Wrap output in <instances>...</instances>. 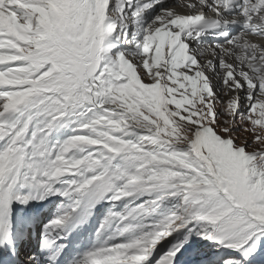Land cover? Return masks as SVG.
Masks as SVG:
<instances>
[{
    "label": "snow or ice",
    "instance_id": "6c2138e0",
    "mask_svg": "<svg viewBox=\"0 0 264 264\" xmlns=\"http://www.w3.org/2000/svg\"><path fill=\"white\" fill-rule=\"evenodd\" d=\"M251 38L264 0H0V264H264Z\"/></svg>",
    "mask_w": 264,
    "mask_h": 264
},
{
    "label": "rangeland",
    "instance_id": "374dc122",
    "mask_svg": "<svg viewBox=\"0 0 264 264\" xmlns=\"http://www.w3.org/2000/svg\"><path fill=\"white\" fill-rule=\"evenodd\" d=\"M67 133L64 132V131H61V132H58V133H53V136H52V139H62ZM237 135L239 136V139L236 140V143L237 144H240L243 142L244 139H250V137L248 136L247 133L245 132H239L237 133ZM249 151H252L253 148H249L248 149ZM100 208L101 206H97L96 208V212L99 213L100 211ZM93 217V216H92ZM91 217V218H92ZM198 247L201 249V251H208V252H214L215 249L212 248L210 245H209V242L208 241H201L199 244H198Z\"/></svg>",
    "mask_w": 264,
    "mask_h": 264
},
{
    "label": "bare ground",
    "instance_id": "6f19581e",
    "mask_svg": "<svg viewBox=\"0 0 264 264\" xmlns=\"http://www.w3.org/2000/svg\"><path fill=\"white\" fill-rule=\"evenodd\" d=\"M176 11H177V12H180V11H182V10L179 9V8H177ZM254 41H255V42H261V43H264V42H262V40H259V39H256V40H254ZM209 59H210V57H209ZM213 83H215V80H213ZM16 208H17V211L14 212V215L18 217L19 223H18L15 227L19 230V229H20V225L23 223V222H22V218H23V216H22L21 212H22V210H24V208H26V207H16ZM27 208H28V207H27Z\"/></svg>",
    "mask_w": 264,
    "mask_h": 264
}]
</instances>
